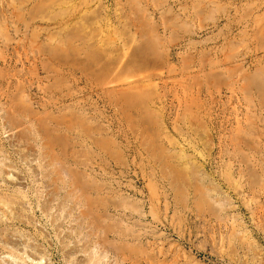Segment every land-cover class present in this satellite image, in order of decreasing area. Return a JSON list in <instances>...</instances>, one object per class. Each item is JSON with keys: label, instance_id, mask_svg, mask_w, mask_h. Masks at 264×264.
<instances>
[{"label": "rangeland", "instance_id": "obj_1", "mask_svg": "<svg viewBox=\"0 0 264 264\" xmlns=\"http://www.w3.org/2000/svg\"><path fill=\"white\" fill-rule=\"evenodd\" d=\"M0 264H264V0H0Z\"/></svg>", "mask_w": 264, "mask_h": 264}, {"label": "bare ground", "instance_id": "obj_2", "mask_svg": "<svg viewBox=\"0 0 264 264\" xmlns=\"http://www.w3.org/2000/svg\"><path fill=\"white\" fill-rule=\"evenodd\" d=\"M0 263H2V262H0ZM6 264V263H5Z\"/></svg>", "mask_w": 264, "mask_h": 264}]
</instances>
